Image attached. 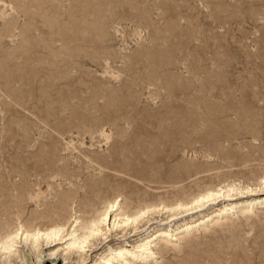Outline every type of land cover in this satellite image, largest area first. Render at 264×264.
Wrapping results in <instances>:
<instances>
[{
    "label": "rangeland",
    "instance_id": "374dc122",
    "mask_svg": "<svg viewBox=\"0 0 264 264\" xmlns=\"http://www.w3.org/2000/svg\"><path fill=\"white\" fill-rule=\"evenodd\" d=\"M262 176L264 0H1L0 234L63 219L67 193L96 210ZM233 219L156 264H264V210ZM48 249L0 264H80Z\"/></svg>",
    "mask_w": 264,
    "mask_h": 264
},
{
    "label": "bare ground",
    "instance_id": "6f19581e",
    "mask_svg": "<svg viewBox=\"0 0 264 264\" xmlns=\"http://www.w3.org/2000/svg\"><path fill=\"white\" fill-rule=\"evenodd\" d=\"M72 142L67 140L66 144L71 145ZM212 185L205 186L190 198L174 202L159 200L133 204L131 198L118 194L96 210L91 209L89 197L83 196L76 201L77 192L67 193L59 206L52 209L53 214L66 212L63 219H51L47 223H19L0 234V263L3 259L39 258L41 247H47L50 259L57 255L64 261L76 258L84 264L91 258L89 252L107 242L111 233H122V236L131 232L141 234L140 230L155 220L156 215H164L160 219L163 223L150 230L145 227L141 237L132 241L129 247L105 243L104 249L92 258V264H156L170 250H179L191 236L222 228L234 217L252 218L264 210V176L255 184L230 181Z\"/></svg>",
    "mask_w": 264,
    "mask_h": 264
}]
</instances>
